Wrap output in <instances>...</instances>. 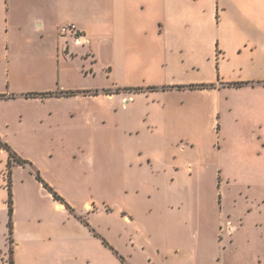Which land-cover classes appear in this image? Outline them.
Here are the masks:
<instances>
[{
	"label": "rangeland",
	"instance_id": "374dc122",
	"mask_svg": "<svg viewBox=\"0 0 264 264\" xmlns=\"http://www.w3.org/2000/svg\"><path fill=\"white\" fill-rule=\"evenodd\" d=\"M94 81L108 89L90 97L54 91L0 101V183L9 185L16 217L29 219L25 227L60 230L67 217L76 220L78 225L71 224L80 234L82 264L161 263L148 256L152 236L143 225L149 230L154 223L159 230L162 218L151 219L143 210L166 196L165 170L172 166L192 168L208 222L222 209V230H264V146L245 93L225 91L221 100L210 93L160 95L99 71ZM53 201L69 214H56ZM129 214L132 222L125 223ZM160 239L155 233L156 247ZM241 241L242 252L261 246L256 239L254 245ZM10 251L13 259L8 242L0 264H9ZM29 259L21 251L19 261Z\"/></svg>",
	"mask_w": 264,
	"mask_h": 264
},
{
	"label": "crops",
	"instance_id": "0c3cea01",
	"mask_svg": "<svg viewBox=\"0 0 264 264\" xmlns=\"http://www.w3.org/2000/svg\"><path fill=\"white\" fill-rule=\"evenodd\" d=\"M66 23L78 28L83 44L59 34ZM98 71L126 87L155 88L153 93L160 95L210 93L221 100L225 91L245 93L264 146V0H0V73L5 84L0 101L54 91L87 97L104 93L108 86L94 81ZM238 83L247 85L231 86ZM202 84L215 85L188 88ZM163 187L167 193L158 206L143 210L163 222L159 230L154 223L149 230L143 225L152 236L154 250L148 256L162 260L152 264H264V230L248 233L238 225L222 230V209L208 222L191 167H166ZM7 199L0 183L3 253L8 248ZM84 206L92 211L88 202ZM51 209L69 214L56 201ZM17 213L15 206L13 264H22L21 251L33 258L25 264H82L77 256L80 234L71 224L78 225L76 220L67 217V227L60 230L35 231L25 227V214L18 219ZM129 215L125 223L132 222ZM155 233L161 234V246L153 244ZM241 239L249 245L256 239L261 246L242 252Z\"/></svg>",
	"mask_w": 264,
	"mask_h": 264
},
{
	"label": "trees",
	"instance_id": "16d2710c",
	"mask_svg": "<svg viewBox=\"0 0 264 264\" xmlns=\"http://www.w3.org/2000/svg\"><path fill=\"white\" fill-rule=\"evenodd\" d=\"M244 85H247V83H238V84H232L231 86L234 87H242ZM183 87H177V89H182ZM189 89H206V88H212V86H205V85H200V86H188ZM150 89H154V88H150ZM106 93H108V91H106ZM3 98V96H0V99ZM0 147H2L0 145ZM44 187H46V185L44 184ZM8 189V199H7V205H8V216H9V222H8V242L11 243V235H12V212H13V207H12V195L10 192V188L9 185L7 186ZM50 190V189H49ZM54 198L56 200H60V198L58 196H56L55 194H53ZM66 209H69L67 206H65ZM70 210V209H69ZM9 264H13V259H12V251H10V261Z\"/></svg>",
	"mask_w": 264,
	"mask_h": 264
},
{
	"label": "built area",
	"instance_id": "2783aa9c",
	"mask_svg": "<svg viewBox=\"0 0 264 264\" xmlns=\"http://www.w3.org/2000/svg\"><path fill=\"white\" fill-rule=\"evenodd\" d=\"M59 34L64 37H70L74 40L75 44H83V36L78 28L71 23L62 24L59 28Z\"/></svg>",
	"mask_w": 264,
	"mask_h": 264
}]
</instances>
